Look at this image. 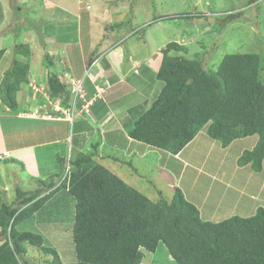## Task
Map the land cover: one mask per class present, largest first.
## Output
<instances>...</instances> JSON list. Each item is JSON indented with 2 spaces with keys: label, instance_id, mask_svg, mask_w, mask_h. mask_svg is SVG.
<instances>
[{
  "label": "trees",
  "instance_id": "16d2710c",
  "mask_svg": "<svg viewBox=\"0 0 264 264\" xmlns=\"http://www.w3.org/2000/svg\"><path fill=\"white\" fill-rule=\"evenodd\" d=\"M130 22L131 18L111 28L121 29ZM84 32L86 35V29ZM24 47L16 45L12 65L0 84V102L13 113L19 108L17 94L29 81L31 49L25 47L24 51ZM174 52L187 53V48L170 42L161 50V65L153 76L164 86L157 97L150 104L137 106L136 113L134 109L127 111V124L122 119L128 138L177 156L206 126L208 136L219 141L223 148L258 135L253 148L241 155L238 164L250 165L254 171L261 172L263 57L231 53L216 68H209L205 60L189 59ZM5 53V49L0 50V61ZM45 56L48 64L45 68H54L57 63L53 54L46 52ZM94 61L91 58L88 64ZM46 83L45 92L51 101L58 100L70 108V91L62 78L53 72ZM54 108L52 114L57 116ZM93 148V152H80L71 161L69 174L59 187L55 188L51 180L44 187L29 189L13 185L14 200L0 198V264H37L27 258L28 245L52 256L49 264H65L67 258L61 257L55 244L47 247L42 228L52 218L73 223V217L59 216L64 211L61 204L65 195L58 193L66 189L71 201L75 199L72 237L76 256L67 260L69 263L140 264L141 249L156 253L163 245L178 264H264V207L258 206L257 212L248 218L234 216L217 223L204 221L200 210L185 198L181 188H175L171 199L159 192L160 199L154 201L97 160L98 143ZM124 164L135 169L131 162ZM45 208L49 209L47 214L43 213ZM33 218L44 223L41 231L21 229Z\"/></svg>",
  "mask_w": 264,
  "mask_h": 264
},
{
  "label": "rangeland",
  "instance_id": "374dc122",
  "mask_svg": "<svg viewBox=\"0 0 264 264\" xmlns=\"http://www.w3.org/2000/svg\"><path fill=\"white\" fill-rule=\"evenodd\" d=\"M53 1L60 3L58 0ZM60 1L63 3L68 2V0ZM135 1L137 2V8L134 9L133 14L136 17V23L133 29H123L121 32L113 31L114 36L110 30H105L101 25L100 36L96 42L94 41L92 46L91 42H88L87 38L85 39L84 26L78 27L76 23L77 19L83 18L81 17L83 16L82 13L84 15L89 13L85 12L88 11L89 7L87 8V6L95 8L94 3H87L85 1L81 5L79 2L80 6L75 3L72 5L74 7L71 10L65 12L57 11L53 14L52 11H42L44 3L41 0H0V50L5 49L6 53L10 52L9 59L0 61V84L5 73L12 65L13 57L16 54V45L19 44L26 48L30 47L29 61L32 60V63L35 64L34 69L40 72L43 80L33 81L32 79L27 88L29 96L26 102L30 101L36 105V103L38 104L43 100L45 109L48 112H51L54 107L56 110L62 107L59 113L63 112V117H58L60 116L59 114L56 117L69 118L70 120V124H52L55 128H51L50 126L53 134L47 140L52 143L48 144L51 145V148H43L39 158L42 175V168L50 175L57 173L56 187H59L60 182L66 177L68 159L74 160L79 154L78 150L86 154L93 152V145L98 143L99 145L102 144L101 149H98V151L104 156V159L97 157V160L154 201L160 199L159 192L165 198L171 199L175 188L179 187L182 189L185 198L200 210L204 221L217 223L234 216L242 218L251 217L254 215L250 214L251 210H255L258 206L264 207V162L263 170L256 172L250 165L239 166L238 159L246 150L253 148L259 138L258 135L240 139L227 148H223L219 141L212 140L208 136V127L206 126V128L200 131L195 140L185 148L180 157L179 155L176 156L157 148H151L147 151L143 150L144 147L148 146L138 144L131 139V142H128L124 128L117 129L116 125L113 127V124L109 125L111 129L107 133H104L100 124H96L93 127V134L89 131L81 135L78 133L79 130L80 132H86L90 129V125H92L90 124L91 116H89L92 112L86 107L82 111L87 115L82 116L81 122L77 120L80 118H77L75 123H73V120L79 114L77 105L79 106L80 97L84 94V87L86 86L87 88L88 86V79L83 84L82 82L73 83L72 80L70 82L69 79L71 78L69 74L64 72V69H66L64 66L60 68L61 66L55 65L54 68L51 67L47 70L45 68L48 66L45 53L50 52L54 56L53 59L58 58L57 61L55 60L56 63H59V59L62 57L63 59L66 58L64 57L66 52H68L67 58L69 54H72L69 55V58L73 60L71 62L68 61L69 65L72 66L69 70L78 78L83 73L82 67H80L81 54L84 53L89 57L88 62L91 58L95 60V57L99 56V48L97 55L93 53L96 46L106 38L107 45L110 46L109 50H113V43L119 41L118 36L124 37V45L135 54L134 57L138 61H141V58L142 61H145L144 56L146 55L156 54L159 56L156 60H159V63H161V50L170 42H178L187 48V53H174L181 54L189 59L197 57L205 60L206 67L209 68H216L223 57L231 53H253L260 55L264 59V0ZM131 4V2L126 4V8H130ZM81 8L84 12H81L79 18L78 15ZM90 12H93V10ZM55 14H57V18H53ZM199 15H202V17L200 18ZM62 18L65 23H67L68 19L75 21L74 24L76 26L71 27L74 24L62 25L60 23L62 22L60 21ZM124 22L126 21L120 22V24ZM73 33L74 35H72ZM109 34L112 35L109 36ZM64 41L67 43L79 41L83 49H80V44L75 43L74 45H68L67 50L61 52L58 50V47L62 46L61 43ZM25 47L23 48L24 51ZM86 47H88L87 50ZM20 58L27 60L25 57ZM122 62L125 64H123L120 72H118V69L117 72L123 75L130 68L127 66V63L131 65L136 64L134 59H123L118 64ZM90 66L88 64V67ZM139 66L141 67V63H139ZM146 68L139 69L140 75L143 74L144 81H147L148 76L150 82L155 80L153 75L158 72L149 70L151 69L150 67ZM158 68L154 70H158ZM131 71L133 75L137 70L133 69ZM53 72L58 74L68 87L71 97L70 107L74 108V111L62 106L59 101H55L54 103L50 100L47 92L43 91L47 90L48 84L46 80ZM143 84L139 83L136 86L140 88V93L143 92L146 95L147 92L142 91L144 88ZM154 86L156 87L153 92V96L155 97H148L145 101L143 100L147 104L157 97L158 93H160L159 89L164 84L156 82ZM78 89H81V91L79 92ZM104 94L105 92L102 89L97 90L96 96L91 99L92 102L90 101V107L97 99L98 101L99 99L101 100ZM142 96V99H144V95ZM137 98L138 95L136 96V100ZM128 104L130 103H122V107L112 110L113 114L118 111L127 117L131 109H134L136 113L137 109L135 105L132 106L130 104L129 106ZM123 106H128L127 110L124 111L126 107ZM29 111L32 113L33 109ZM65 112L68 113L66 114ZM72 112L75 114L74 118L72 117ZM41 113H39L40 116L48 115ZM52 113L50 115H53ZM40 116L38 115V117ZM45 117L47 119H54L53 116ZM105 118H102L100 121H103ZM122 119H124L123 122L125 124L129 122L128 119L123 117L120 121L122 125H125L122 123ZM4 130L7 134L6 127H4ZM105 134H107V140L104 139L103 135ZM77 144H79L80 149H77ZM114 158L119 159L121 162L115 161ZM125 162H131L137 172L127 164H124ZM16 168L13 169L16 173L7 174L9 175L8 177L6 176L7 178L2 177L4 172H7V164L5 170H2L0 174V191L3 192L0 193V198L6 197V201H13L15 196L11 188L10 192L5 193V186L13 187V182L16 185L17 180H19L21 185L23 182L29 181V185L23 187L24 189L37 185L36 180L28 178V175L31 174L28 170H26L27 174H25L21 168L18 171ZM54 177H50L49 180L54 179ZM70 197L65 192V196L62 197V199L64 198L62 206L66 212L61 211L59 216L61 218L73 217V223L65 219L57 223L55 221L59 219L55 221L49 220L51 222L47 220L42 228L47 240V247L55 244L54 246L59 249L61 257L63 259L67 258V260L76 256L72 237L75 220V199H72V202ZM70 207L73 209L72 213L70 212ZM48 211L49 209L45 208L43 213L47 214ZM40 219L44 221L43 217ZM36 221L34 218L28 220L21 229L31 232L41 231V224L44 223L37 221L38 224ZM28 250L31 262L49 264V262L53 261L52 256L44 254L39 248L28 246ZM141 250L143 261L140 264H178L172 259L163 245L158 248L156 253L148 252L145 249ZM24 256L26 258V255ZM67 260H65V264H74L67 262Z\"/></svg>",
  "mask_w": 264,
  "mask_h": 264
},
{
  "label": "crops",
  "instance_id": "0c3cea01",
  "mask_svg": "<svg viewBox=\"0 0 264 264\" xmlns=\"http://www.w3.org/2000/svg\"><path fill=\"white\" fill-rule=\"evenodd\" d=\"M41 1L42 3H44V7L42 8V11L43 12L52 11L53 14L54 12L56 13L57 11H60V12L69 11L72 9V7H74L72 5H74L75 3L79 4L80 2L81 5L84 4L85 1L87 3H94L95 4L94 9L93 7L87 6V8L88 7L90 8V9L89 8L87 9L88 11H85V12H89L87 15H84V13H82L83 16H81V12H84L82 11V8H81L80 14L78 15V17L80 18L81 16L83 18L77 19V23H76L78 27L84 26V28L86 29V33H87L85 36V39L87 38L88 39L87 41L91 42L92 46H93L94 41L96 42V40L100 36L99 31H101L102 29L101 25L106 30L108 28H111L112 26L120 24V22L127 21L131 17V22L130 24H128V26H124L121 29L111 28L110 31L113 34L114 33L113 31L121 32L123 29L127 30L128 28L129 30H131L133 29L136 23V17L133 14L134 9L137 8V2L135 0L133 1H130V0H85V1L84 0H80V1L79 0H68V2H65V3L61 2L60 0H58L60 3L55 2L53 0H41ZM129 2L132 3L130 5V8H126V4H128ZM78 6H80V4ZM91 10H93V12H90ZM130 12H131L130 14L131 16L129 15ZM53 18H57V14H55ZM60 21H62L60 23L64 26L67 24H74L75 22V21H71V19H68L67 23H65L63 21V18ZM100 22H103V23L100 24ZM75 26L76 25L74 24L71 27H75ZM77 32L79 33V31ZM112 34H109V36ZM72 35H74V33ZM113 35L115 36V34ZM106 36H108V34H106ZM118 38H119V41L113 43V47H112L113 50H109L110 46L107 45L106 38H104L105 40L102 43H99L96 46V48L93 50V53L95 51L97 55L98 48H99V56L98 55L96 56L95 61L91 64L90 67H88L89 57H87L84 53L81 54L80 67H82L83 73L81 72L82 74L80 78L74 76L72 72L69 70L72 68V66L69 65L68 61L70 62L73 61L71 58H69V55H72V54H69L67 58L68 52H66L65 53L66 55L64 56L66 58L63 59L62 57L61 59H59V61L62 63L59 62L56 64V66L58 67L61 66L60 68H62L63 66L66 68L64 69V72L66 74H69L71 78L69 79L70 82L72 81L73 83L82 82L83 84V82H86V79H88V86L87 88L86 86L84 87V94L82 95L81 97L82 100L79 103L80 105L77 108V110L79 111V114L74 119L73 123L76 122L75 120L77 118H80L77 120H80L81 122L82 116L87 115L82 110L87 107L92 112V114L89 113L90 114L89 116H91L90 124L92 125H90V129H88V131L86 132L85 131L80 132L79 130L78 133L81 135H84L88 133L89 131L91 134H93V127L96 124H100L101 128H103L104 133H107V131L111 129L109 125L113 124V127L114 125H116L117 129L124 128L125 133L127 134V130L125 126L122 125L120 122L121 118L125 116H123L122 113L118 111L113 114L112 110H116L117 107L118 108L122 107L121 104L124 102L130 103L132 104V106L135 105V107L139 105L143 106L146 104L144 102L145 99H147L148 97H155L153 96L154 89L156 88L154 84L160 81H158L155 78V80H152L150 82L149 79L147 78V81L145 82L143 79V74L140 75L139 69L140 68L143 69L146 67H147L146 69H148L150 67L151 69L149 70H153L154 72L157 73L161 65V63H159V60L158 61L156 60L159 58V56H157L156 54H151L149 56L146 55L144 56L146 60L143 59L145 61H142V58H141V61H138L136 57H134L135 54L131 52L124 45V37L121 38L118 36ZM75 43L80 44L81 42L72 41L70 43H67L66 41H64L63 43H61L62 46L58 47L59 48L58 50L61 52H64L67 50L68 45H74ZM80 49H83L82 45ZM9 56H10V52L8 51L4 55L1 62L9 59ZM57 59L58 58H56L55 60L57 61ZM123 59H126V60L134 59L136 61L135 62L136 64H134L135 67L134 65L127 63V66H129L130 68L124 75L122 73L121 74L118 73L122 69L123 64H125L124 62H122L121 64H118ZM139 63H141V67L139 66ZM30 64H31V67H30V72H29V81L27 84L22 85L21 90L17 94V100H18V106H19L17 112L15 113L10 112L0 102V155L8 154L11 157V159H8L9 161H7L8 162L7 163L8 169H6L7 172L6 173L4 172V175L2 176L5 178H7L10 175L9 173H16V171L13 170L15 167H17L16 168L17 171L20 170L21 168L22 172L25 174H27L26 170H28L31 173L28 175L29 179L37 180L42 177L50 178L51 176H57V173H53L51 175L48 172L46 173L45 172L46 170L43 168H42V171H43V175H42L41 169H40L39 158H40L41 150L43 148H51V145H48V144H52V143L47 140L48 135L53 134V132L50 129V126L51 128H55V126L52 124H56V125L63 124V123L67 124L70 122L69 118L62 119V120L47 119L45 116L54 117V115H50L52 111L48 112V110L45 109V104L43 100H41V102L38 104L35 102L36 105L30 101L28 103L26 102L27 97L29 96V92L27 93V88L30 82H32V79L33 81L43 80L42 76L40 75V72L34 69L35 64L32 63V60H30ZM117 65L118 66L120 65V66L118 67ZM155 68H158V70H154ZM117 69H118V72H117ZM133 69L137 71L136 73L132 75L131 70ZM139 83H144L143 84L144 88L142 89V91L147 92L146 95L143 92L142 93L139 92L140 88H137L136 86ZM149 86H151L150 89H149ZM100 89H102L103 92H105V94L103 95V98L101 100L99 99V101L97 99L96 102L93 103L90 107L91 99H93V97L96 96L97 90H100ZM161 89L162 88L159 89V92L161 91ZM137 95H138V98L136 100ZM142 95H144V99H142L143 98ZM55 101L53 102L55 103ZM130 104L128 105L130 106ZM123 107H126L124 111L127 110L128 108V106H123ZM30 109H33L32 113L31 111H29ZM40 112L48 114V115L40 116L39 114ZM38 115L40 117H38ZM102 118H105V119L103 121H100ZM4 127H6L7 134L5 133ZM113 127H112V130H113ZM41 136H43L44 138H41ZM103 136L105 140L108 139L107 134ZM127 139H128V142H131L128 136H127ZM101 146L102 144L99 145V148H98L99 150L101 149ZM76 147L77 149H80L78 145ZM148 147H144L143 150L147 151L152 148V147H149V148ZM80 152L82 151L78 150V153ZM182 152L179 154V157L181 156ZM98 157L100 159L101 158L104 159V156H102V154H100L99 151H98ZM7 164L5 166H7ZM12 185H14V182ZM16 185H19V186L21 185V183H19V180L16 181ZM27 185H29V181L23 182L21 186L25 187ZM5 187L6 189L10 188V186L8 185ZM6 189L4 188L5 191ZM256 210L257 208L255 210H251L250 214H255ZM21 228H23V226Z\"/></svg>",
  "mask_w": 264,
  "mask_h": 264
},
{
  "label": "clouds",
  "instance_id": "9594fccd",
  "mask_svg": "<svg viewBox=\"0 0 264 264\" xmlns=\"http://www.w3.org/2000/svg\"><path fill=\"white\" fill-rule=\"evenodd\" d=\"M35 89V88H34ZM39 91V90H38ZM43 91H46V90H43ZM62 109V107H60L59 108V110H56L55 109V111L56 112H58V114L60 115V116H58V117H63L62 116V114H63V112H61V114L59 113L60 112V110ZM67 109H69V110H71V111H74L75 109L74 108H67ZM63 111V110H62ZM66 113V112H65ZM67 114V113H66ZM74 113L72 112V117L74 118ZM58 117H56V116H54V119L55 120H62L63 118H58ZM53 119V118H52ZM71 120H73V119H71ZM73 122H74V120H73ZM8 159H11V157H10V155H8V154H3V155H0V174H1V172H2V170L4 171L5 170V165L8 163V162H5V161H9ZM71 161H73V160H69L68 159V168L66 169V176H67V174H69V171H70V167H71ZM51 177H53V176H51ZM1 178V177H0ZM49 177H46V178H39V179H37L36 180V186H34V187H44L45 185H47L48 183H50V180L51 181H54L55 182V184L57 183V177L55 176L54 177V179H48ZM60 183H62V181L60 182ZM13 186V185H12ZM11 189H12V187H10ZM7 189L5 192H9L11 189ZM55 188H57V187H55ZM54 188V189H55ZM64 192V191H63ZM63 192H60V193H58V195H65V192L67 193V189H66V191L63 193ZM57 195V196H58ZM71 198V197H70ZM61 205H63V204H61ZM56 219H52L51 221H55ZM55 223H57V221H55ZM44 235V234H43ZM29 246V245H28ZM28 246H27V249H28ZM33 247V246H32ZM37 248V247H36ZM29 251V250H28ZM28 257H29V255H28Z\"/></svg>",
  "mask_w": 264,
  "mask_h": 264
},
{
  "label": "built area",
  "instance_id": "2783aa9c",
  "mask_svg": "<svg viewBox=\"0 0 264 264\" xmlns=\"http://www.w3.org/2000/svg\"><path fill=\"white\" fill-rule=\"evenodd\" d=\"M81 86V85H80ZM82 87V86H81ZM80 88V87H79ZM36 89V88H35ZM78 91L80 92L81 91V89H78ZM82 97V96H81ZM57 110H59V108H57ZM66 113H68V112H66Z\"/></svg>",
  "mask_w": 264,
  "mask_h": 264
}]
</instances>
